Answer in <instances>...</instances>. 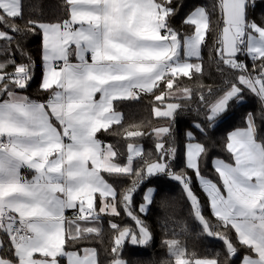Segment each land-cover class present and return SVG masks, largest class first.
Returning <instances> with one entry per match:
<instances>
[{
	"label": "snow or ice",
	"instance_id": "1",
	"mask_svg": "<svg viewBox=\"0 0 264 264\" xmlns=\"http://www.w3.org/2000/svg\"><path fill=\"white\" fill-rule=\"evenodd\" d=\"M178 3L63 0L66 18L41 23L24 20V0H0V25L7 29L0 30V264H62L65 259L66 264H99L96 249L69 251L67 245L101 233L99 226L81 227V222L99 225L102 215L122 213L135 226L109 221V264H130L125 249L149 246L153 239L136 208L148 212L165 178L182 186L201 234L218 238L224 248L197 257L180 239H166L170 260L161 264H264V136L253 114H246V126L227 132L229 158L212 161L218 182L201 170L207 146L188 131L187 143L178 149L173 134L177 116L194 97V110L204 119L193 127L205 136L228 127L250 96L264 111V19L253 18L257 10L264 14V0L195 6L182 20L193 28L191 34L172 26ZM217 10L223 25L215 47L218 69L233 75L217 89L200 86L194 92L179 81L203 72L202 47ZM37 33L43 65L38 91L46 93L44 100L26 94L35 67L17 40ZM242 57H249L251 66ZM144 95L154 98L153 115L164 123L151 133L140 130L142 125L125 129V151L102 141L98 134L122 125L116 105ZM146 135L155 137L154 154L133 142ZM188 170L208 198L215 225L203 214ZM124 179L130 181L127 186ZM67 210H74L71 217Z\"/></svg>",
	"mask_w": 264,
	"mask_h": 264
},
{
	"label": "trees",
	"instance_id": "2",
	"mask_svg": "<svg viewBox=\"0 0 264 264\" xmlns=\"http://www.w3.org/2000/svg\"><path fill=\"white\" fill-rule=\"evenodd\" d=\"M216 2L217 0H179L177 5L179 12L171 21L173 28L178 29L181 33L191 34L193 28L182 23L184 16L191 10H194L195 6H206L211 9ZM62 4L63 0H24V20L31 18L41 23L60 22L66 18ZM253 18L256 19L257 23H260L264 19V14L257 10ZM210 19V35L206 37V45L202 47L203 72L197 74L192 79L181 77L179 81L181 87H190L194 92L198 91L200 86L217 89L222 86L225 79L231 78L233 75L226 68L224 72L218 69L215 47L220 29L223 26L219 11L217 10L213 13ZM16 23L21 27L24 26V21L17 20ZM0 30L7 31L4 25H0ZM17 40L20 42L24 52L34 61L35 78L26 94L32 99L44 100L46 99V93L38 91L43 73L41 36L39 33L34 35L29 34L22 38L17 36ZM0 44H3V41H0ZM16 60L17 63L21 62L19 54H17ZM246 62L251 66L252 62L249 57L246 59ZM153 100L154 98L151 95H144L137 101L118 103L116 110L123 114L122 125H114L109 132L98 134V137L105 143L114 144L121 151H125L126 144L129 142L123 135L125 129L133 130L132 126L142 125L140 130L151 133L152 128L161 121V119L153 115ZM156 104L159 106V102H156ZM196 104L197 101L194 97L189 109L177 116L173 126L175 142L178 149L182 150L187 143L186 133L192 131L197 138V142L204 143L208 148V155L201 164L202 173L218 182L217 175L213 170L212 161L216 158L225 160L229 158L224 148L227 132L234 130L236 127L246 126V114L251 112L255 118L258 132L264 136V111H262L259 100L255 96H250L247 104L235 112L228 127L213 128L205 136L193 127L194 123L202 122L204 119L202 111L198 114L194 110ZM133 142H138L146 152L154 154L155 137L153 135H146L142 139ZM182 166L181 157L177 170ZM188 175L193 178V191L200 198L203 214L215 225L216 218L212 215L208 206V198L202 191L191 170H188ZM106 178L109 179V182H112L114 179L112 177ZM128 183H130L128 179L123 180V186H127ZM157 187L158 193L148 212L146 214L139 213L138 207L136 208V213L151 230L153 239L149 246H129L125 249L124 258L130 261V264H161L163 261L170 260L163 241L172 238L180 239L186 246L187 252L195 253L197 257L210 256L217 251H223L224 246L218 238H210L201 234V225L195 220L190 201L178 182L165 178L160 180ZM135 200L137 205H139L141 196L137 195ZM110 220L125 226H135L134 221L123 213L118 218L102 215L99 225L81 222V227L99 226L101 233L99 235L92 234L87 239H81L75 245H67L68 250L94 248L98 254L99 264H109L111 258L109 249L112 246L113 238V232L109 227ZM182 229L186 230L182 231ZM232 236L233 238L235 237L234 232ZM62 264H66V259Z\"/></svg>",
	"mask_w": 264,
	"mask_h": 264
},
{
	"label": "crops",
	"instance_id": "3",
	"mask_svg": "<svg viewBox=\"0 0 264 264\" xmlns=\"http://www.w3.org/2000/svg\"><path fill=\"white\" fill-rule=\"evenodd\" d=\"M71 60H72V62H76L75 61V57H71ZM97 96H99V94H97ZM164 123V121L163 120H161L159 123H157L154 127H156V126H159V125H161V124H163ZM27 175H29V178H30V176H31V174L30 173H26ZM73 213H74V210H67L66 211V216H69V217H71L72 215H73ZM82 254V253H81Z\"/></svg>",
	"mask_w": 264,
	"mask_h": 264
},
{
	"label": "built area",
	"instance_id": "4",
	"mask_svg": "<svg viewBox=\"0 0 264 264\" xmlns=\"http://www.w3.org/2000/svg\"><path fill=\"white\" fill-rule=\"evenodd\" d=\"M247 58H248V57H242V59L245 60V62H246V59H247ZM246 63H247V62H246Z\"/></svg>",
	"mask_w": 264,
	"mask_h": 264
}]
</instances>
